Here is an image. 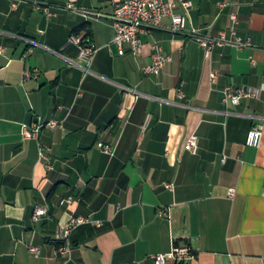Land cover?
Instances as JSON below:
<instances>
[{
    "label": "crops",
    "instance_id": "0c3cea01",
    "mask_svg": "<svg viewBox=\"0 0 264 264\" xmlns=\"http://www.w3.org/2000/svg\"><path fill=\"white\" fill-rule=\"evenodd\" d=\"M124 1L0 0V264H156L174 245L191 258L165 264H264V140L245 145L250 129L264 132V0H165L185 32L149 29L139 53L120 55L111 17ZM232 14L253 46L205 57L191 32L228 33ZM84 26L96 50L88 71L70 43ZM154 42L170 60L146 75ZM227 86L260 92L226 106ZM47 121L61 127L23 139V124ZM193 135L195 153L185 149ZM36 207L47 209L38 222ZM70 216L87 222L60 256Z\"/></svg>",
    "mask_w": 264,
    "mask_h": 264
},
{
    "label": "built area",
    "instance_id": "2783aa9c",
    "mask_svg": "<svg viewBox=\"0 0 264 264\" xmlns=\"http://www.w3.org/2000/svg\"><path fill=\"white\" fill-rule=\"evenodd\" d=\"M37 8L46 15H51L49 6L46 3L35 2ZM225 3H219V7H224ZM70 8V5H67ZM113 20L114 38L112 43L117 47L120 55L124 54L125 47L128 46L134 54L140 52L141 40L140 36L147 30L154 28H164L172 34L182 33L186 30L187 18L184 15L175 12V4L165 0H126L118 4L115 8L114 14L111 17ZM231 28L228 33L222 32L218 36H211L209 33L200 31H192L191 36L193 40L203 49L205 57H209L212 51L218 47L234 46L238 49L252 47L250 39H243L238 36L236 31L237 17L230 15ZM70 43L79 48V58L84 62L83 69L88 71L96 50L91 46L90 42L86 40L85 31L72 34L70 36ZM154 51L152 62L145 66L142 71L146 75H158L162 67L170 59L163 54L159 45L154 42L152 44ZM252 64L254 61L251 60ZM29 77V73L25 74ZM212 80L216 78V74H211ZM260 90L251 87H233L227 86L222 91V102L228 105H239L243 99L257 98ZM179 98L182 99L183 94L179 93ZM61 127L56 121L47 122H32L30 124H23L21 127V135L25 140H37L40 132L45 129H55ZM264 140V132L262 126H255L250 129L246 135L245 145L251 148H259ZM197 136L193 135L185 145V149L192 153L197 151ZM102 150L111 154L112 149L108 145H99ZM39 158L45 162L47 168H51V161L47 155V150L39 149ZM222 161H225L223 158ZM171 189L170 185H166ZM235 189H229L228 196L233 198ZM61 205H72L73 197L61 199ZM47 215L45 207H36L32 213V220L38 222ZM159 217L168 216L165 209L158 211ZM87 222V218L82 216H70L67 221L61 224L60 231L56 236V241L60 243L56 246L57 253L60 256H67L70 252L68 239L74 229ZM99 224V223H98ZM29 251L35 255L39 254V249L30 247ZM191 255L186 247L174 245L172 250L167 254H158L154 256L156 264H165L168 259L175 261H184L190 259Z\"/></svg>",
    "mask_w": 264,
    "mask_h": 264
},
{
    "label": "trees",
    "instance_id": "16d2710c",
    "mask_svg": "<svg viewBox=\"0 0 264 264\" xmlns=\"http://www.w3.org/2000/svg\"><path fill=\"white\" fill-rule=\"evenodd\" d=\"M81 31H85V37L86 40H88L90 42L91 39V32L89 30V28H87L86 26L82 27L80 30L76 31V33H79ZM56 246L59 245L60 243H58V241H55Z\"/></svg>",
    "mask_w": 264,
    "mask_h": 264
}]
</instances>
